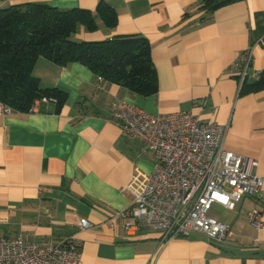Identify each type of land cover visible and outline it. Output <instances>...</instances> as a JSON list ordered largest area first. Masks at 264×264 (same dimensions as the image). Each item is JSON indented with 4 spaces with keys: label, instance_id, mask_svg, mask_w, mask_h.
<instances>
[{
    "label": "crops",
    "instance_id": "1",
    "mask_svg": "<svg viewBox=\"0 0 264 264\" xmlns=\"http://www.w3.org/2000/svg\"><path fill=\"white\" fill-rule=\"evenodd\" d=\"M0 0V7L42 2L93 14L101 3L116 16L113 27L80 26L76 40L141 35L150 43L157 91L139 96L99 79L86 66L39 57L32 76L42 87H61L67 98L37 99L27 112L0 113V235L58 243L75 234L78 264H264V230L247 212L264 219V89L241 92L238 56L250 49L246 82L264 70V0ZM126 100L151 114L190 113L227 125L223 147L258 161L256 198L244 196L232 212L231 234L215 243L200 232L166 236L160 230L127 228L117 214L131 205L154 165L137 138L123 137L114 112ZM212 217H218L211 211ZM90 226L78 230L80 219ZM220 221V220H219Z\"/></svg>",
    "mask_w": 264,
    "mask_h": 264
},
{
    "label": "built area",
    "instance_id": "2",
    "mask_svg": "<svg viewBox=\"0 0 264 264\" xmlns=\"http://www.w3.org/2000/svg\"><path fill=\"white\" fill-rule=\"evenodd\" d=\"M257 43L264 47L263 38ZM250 62L247 49L234 63L240 83ZM10 111L0 102V113ZM114 116L122 136L143 141L154 158L145 184L132 191L131 205L117 214L127 219L126 227L160 230L164 237L195 231L215 243L228 239L231 227L210 215L212 206L232 210L244 196L256 198L263 180L255 173L256 159L224 149L227 125L186 112L151 114L126 100ZM247 218L255 229L264 230L261 210L248 211ZM89 226L80 219L78 230ZM80 256L75 234L55 244L0 235V264H78Z\"/></svg>",
    "mask_w": 264,
    "mask_h": 264
},
{
    "label": "trees",
    "instance_id": "3",
    "mask_svg": "<svg viewBox=\"0 0 264 264\" xmlns=\"http://www.w3.org/2000/svg\"><path fill=\"white\" fill-rule=\"evenodd\" d=\"M223 4L204 0L200 9L213 10ZM96 13L80 8L59 9L42 2L0 7V102L11 110L27 112L37 99L55 101L59 110L67 98L61 87H42L32 70L39 57L57 64L78 62L99 79L127 88L139 96L157 91V75L151 60L150 43L141 35H115L103 40H76L80 26L98 27L97 17L113 27L116 16L101 5ZM264 89V70L258 78L241 82V92Z\"/></svg>",
    "mask_w": 264,
    "mask_h": 264
},
{
    "label": "rangeland",
    "instance_id": "4",
    "mask_svg": "<svg viewBox=\"0 0 264 264\" xmlns=\"http://www.w3.org/2000/svg\"><path fill=\"white\" fill-rule=\"evenodd\" d=\"M211 211L217 215V217L220 221H230L231 222V219L233 216L232 212L227 211L220 206H214V207L212 206V208L210 210V214H211Z\"/></svg>",
    "mask_w": 264,
    "mask_h": 264
}]
</instances>
